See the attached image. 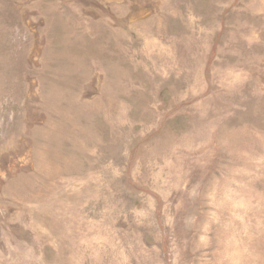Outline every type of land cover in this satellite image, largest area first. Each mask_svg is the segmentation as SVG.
I'll return each mask as SVG.
<instances>
[{
    "label": "rangeland",
    "instance_id": "1",
    "mask_svg": "<svg viewBox=\"0 0 264 264\" xmlns=\"http://www.w3.org/2000/svg\"><path fill=\"white\" fill-rule=\"evenodd\" d=\"M0 264H264V0H0Z\"/></svg>",
    "mask_w": 264,
    "mask_h": 264
}]
</instances>
